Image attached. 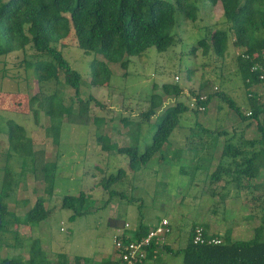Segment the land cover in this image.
<instances>
[{
  "label": "rangeland",
  "instance_id": "rangeland-1",
  "mask_svg": "<svg viewBox=\"0 0 264 264\" xmlns=\"http://www.w3.org/2000/svg\"><path fill=\"white\" fill-rule=\"evenodd\" d=\"M166 1L174 3V0ZM191 1L198 7L196 19L190 21L177 13L171 47L161 51L150 48L142 56L131 57L126 69L109 64L107 73L100 68L97 78L102 77L103 81L95 82L91 77L90 63L97 56L85 54L72 33L57 45L71 68L81 76L80 98L91 96L99 102L89 105V125L68 124L66 115L59 122H52L41 110L37 119L34 116L33 109H38V105L30 106L29 99L42 89L48 94L55 92L68 113L78 111L74 91L63 83L62 70H58V81L46 83L45 89L32 69L25 68V62L33 61L30 49L0 58V194L8 197L7 208L19 221L7 225L0 234L1 257L21 254L26 259L31 242L39 239L45 252L44 264H55L60 253L66 254L71 264L75 255L81 258L77 264H85L84 260L86 264H99L104 259H118L113 236L125 223L132 230L140 223L150 225L158 218L173 225V241L184 240L193 223L207 225L209 233L228 242L253 237L254 229L260 225V214L251 206L252 194L238 193L229 186L222 188L221 182L210 183L209 174L219 161L224 141L231 138L234 131L236 135L231 139L234 144L255 140V128L247 126L249 121L241 123L218 99L212 100L206 114L203 113L205 111L196 109L197 99L193 96L200 84L212 78L218 89L225 90L245 108L246 92L235 58L240 51L231 46L233 36L229 34V51L222 61L217 58L219 61L215 62L212 54L203 57L200 48L196 53L190 52L209 28L227 29L229 26L220 4ZM166 83L181 87L183 92L177 101L189 105L191 113L183 116L180 128L174 131L161 155L132 173L127 160L117 154L116 148L138 146L142 151L143 146L150 143L163 110L176 100L163 96V106L148 121L143 120L141 114L149 109L152 95L161 94V87ZM154 85L157 86L155 91ZM253 90L264 96V85H256ZM220 105L223 108L219 109ZM193 110L197 112L196 117ZM97 116L104 118V122L97 125L94 121ZM10 121L25 130L23 153L12 149L19 146L18 143L8 142ZM196 121L207 129L228 133L227 137H219L212 153L209 151L214 143L211 135L200 132L201 138L186 137L189 129L197 130ZM103 136L110 144L105 150L101 148L100 137ZM40 150L44 151L47 171L46 180L38 181L28 170L22 173L21 162ZM203 167L210 170L205 171ZM118 169L125 170L126 178L114 188L134 196V203L116 197L97 214L77 218L73 224L68 222L70 214L60 208L64 195L83 192L100 206L108 198L102 181L116 174ZM51 183L53 192L49 195L47 189ZM38 199L43 200L51 212L46 221L31 227L23 222L24 215ZM180 246L179 243L176 247ZM168 261L181 264L175 255H170Z\"/></svg>",
  "mask_w": 264,
  "mask_h": 264
},
{
  "label": "trees",
  "instance_id": "trees-1",
  "mask_svg": "<svg viewBox=\"0 0 264 264\" xmlns=\"http://www.w3.org/2000/svg\"><path fill=\"white\" fill-rule=\"evenodd\" d=\"M207 1L211 5H221L223 17L229 26L227 29L209 28L190 52L196 53L200 48L203 57L212 54L215 56V62L219 61L218 59L222 61L229 51V34L232 35L231 46L240 51L235 58L246 92V102L243 108L225 90L218 89L214 79L209 78L199 85L197 93H193L197 99L196 109L203 106L205 111L203 113L206 114L209 103L218 99L226 104L241 123L249 121L247 126H254L257 136L255 140L234 144L231 142L232 137L236 135L234 131L230 135L231 138L224 141L219 161L209 174V181L214 184L221 182L222 188L229 186L238 193L247 191L252 194L251 206L259 211L260 225L254 229L251 239L228 242L217 234L209 233L207 225L193 223L186 233L184 248L173 249L166 243L163 245L152 243L149 252L152 255L156 250L162 249L172 255L181 254L182 264H264V96L253 90L256 85H264V80L259 79L256 73L251 71L256 65L264 68V0ZM197 12L196 2L191 0H174V3L166 0H0V58L13 52L30 49L33 52L31 55L33 61L25 62V68L32 69L38 83L45 89L46 83L58 81V70H62L63 83L74 91L78 111L74 114L68 113V109L62 105L61 98H58L55 92L48 94L42 89L29 99L30 106L38 105V109H33L34 116L37 119L41 110L52 122L55 120L59 122L66 115L68 124L89 125V105L91 102L98 105L99 102L91 96L86 99L80 98L81 76L71 68L57 45L72 33L78 47L85 54L97 56L90 63L91 77L95 82L103 81L102 77L97 78L100 68L107 73L109 64H117L126 69L131 57L142 56L150 48L161 51L171 47L175 40L173 30L177 26V13L190 21H195ZM191 72L190 70L188 75ZM154 86L155 91L157 86ZM161 91V94L154 93L150 98L149 109L141 114L143 120L148 121L156 115L157 109L164 104L163 96L172 97L176 102L163 110L150 143L145 144L142 151L138 146L116 148L117 154L127 160L132 173L147 166L155 156L161 155L174 131L180 128L183 116L191 113L189 105L177 101L183 92L179 85L166 83L162 85ZM202 97L203 99H200ZM218 108L223 107L220 105ZM192 112L196 117L197 112L195 110ZM94 121L98 125L99 122H104V118L97 116ZM124 121L122 119V122ZM194 124L198 131L187 128L189 134L186 137L201 138L200 132H204L206 136L211 135L214 138L212 148L217 145L219 137L228 136L226 131L207 129L198 121ZM8 130V142L19 144L12 149L19 154L23 153L26 150L22 144L26 137L24 128L10 121ZM100 138L103 141L101 148L107 149L110 145L108 139L104 136ZM43 155L44 151L40 150L31 153L30 158L24 157L21 162L22 173L28 170L36 180H46L47 168L43 162ZM8 157L11 158L12 154ZM203 168L205 171L210 170L208 167ZM125 178V170L118 169L116 174H110L103 179L102 185L108 193V198L103 200L100 206H96V202L83 192H79L78 195H64L60 208L70 214L68 222L73 224L77 218L97 214L106 209L111 199L116 197L134 203V196H128L124 191L114 188ZM259 179L260 181H257ZM52 184L47 189L49 195L53 192ZM3 195L0 194V234L5 231L7 225L19 223L14 213L7 208L5 200L8 197ZM50 212L44 206L43 200L38 199L24 215L23 222L31 227L39 225L48 219ZM163 219L158 218L156 225L151 228L157 226ZM167 227L169 232L166 233L165 240L172 236L173 232L171 223ZM197 227L203 229L205 237L220 239L221 243L194 244L193 237ZM151 228L140 223L136 231L130 228L125 233L134 232L130 235L137 239L146 235ZM76 258L77 261L81 260ZM44 259L45 252L41 241L35 239L30 244L26 259L21 254L0 256V264H44ZM84 263L86 264L85 260ZM55 264L71 263L66 254L60 253ZM99 264L125 263L119 258L116 261L104 259Z\"/></svg>",
  "mask_w": 264,
  "mask_h": 264
},
{
  "label": "built area",
  "instance_id": "built-area-1",
  "mask_svg": "<svg viewBox=\"0 0 264 264\" xmlns=\"http://www.w3.org/2000/svg\"><path fill=\"white\" fill-rule=\"evenodd\" d=\"M251 71L255 72L259 79L264 80V68L256 65L252 67ZM198 109L203 111L204 107L202 106ZM168 224V220L163 219L157 226L151 228L146 235L136 239L132 238V235L125 233L126 230L130 229L129 224L125 223L124 227L118 230V233L113 236L114 249L118 253L119 258H121L125 264L145 262L149 258V255H151L149 248L152 243L155 245L164 244L165 235L169 232L167 227ZM193 243L219 245L221 240L217 238L205 237L203 235V229L201 227H197L195 228Z\"/></svg>",
  "mask_w": 264,
  "mask_h": 264
},
{
  "label": "crops",
  "instance_id": "crops-1",
  "mask_svg": "<svg viewBox=\"0 0 264 264\" xmlns=\"http://www.w3.org/2000/svg\"><path fill=\"white\" fill-rule=\"evenodd\" d=\"M211 153L213 152V148H211L210 150H209ZM211 158V157H210ZM210 158H209V160H210ZM217 165V164H216ZM156 223H157V221H155V222H153L152 224H150V225H148V227L149 228H151V227H153L154 225H156ZM132 230L133 231H136L137 230V227H133L132 228ZM129 233V232H128ZM130 233H134V232H130ZM129 233V234H130ZM173 234H172V236H170L168 239H167V241H166V243H167V245H170L172 248H174V249H182V248H184V246H185V241L184 240H181V239H178L177 241H173ZM180 243V247H176L177 246V244H179ZM19 247V246H18ZM176 247V248H175ZM18 251L20 250V249H17ZM170 255H172V254H169V253H167L166 251L164 252V250H162V249H158V250H156L152 255H149V258H148V260L147 261H145L144 263H142V264H147V262H149V261H152L153 262V264H170V261H168V257L170 256ZM173 256V255H172ZM176 257H179L180 258V260H181V264H182V258H183V256L180 254V255H175ZM76 257H78V258H80V255L78 256V255H75L74 256V260H73V263L74 264H77L78 263V261H77V258ZM118 259H119V256H118ZM116 257H112L110 260H112V261H116V260H118ZM70 262V261H69Z\"/></svg>",
  "mask_w": 264,
  "mask_h": 264
},
{
  "label": "water",
  "instance_id": "water-1",
  "mask_svg": "<svg viewBox=\"0 0 264 264\" xmlns=\"http://www.w3.org/2000/svg\"><path fill=\"white\" fill-rule=\"evenodd\" d=\"M0 226H1V218H0Z\"/></svg>",
  "mask_w": 264,
  "mask_h": 264
}]
</instances>
